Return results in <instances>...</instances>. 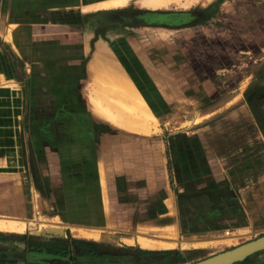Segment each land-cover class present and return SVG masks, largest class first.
Returning a JSON list of instances; mask_svg holds the SVG:
<instances>
[{"label":"crops","instance_id":"1","mask_svg":"<svg viewBox=\"0 0 264 264\" xmlns=\"http://www.w3.org/2000/svg\"><path fill=\"white\" fill-rule=\"evenodd\" d=\"M65 1L0 0V65L19 78L18 88L0 85V215L47 216L89 247L80 258L119 264H188L211 255L210 237L264 229V82L236 101L260 124L245 145L256 152L250 159L232 162L235 152L209 128L150 132L115 123L91 99L106 50L91 64L84 42L41 30L62 23L44 13L74 3ZM103 1L82 0L83 8ZM67 43L71 59L62 57ZM28 59L37 84L27 82ZM118 72L138 90L140 81ZM27 83L38 95L25 98ZM235 264H264V250Z\"/></svg>","mask_w":264,"mask_h":264},{"label":"rangeland","instance_id":"2","mask_svg":"<svg viewBox=\"0 0 264 264\" xmlns=\"http://www.w3.org/2000/svg\"><path fill=\"white\" fill-rule=\"evenodd\" d=\"M51 11L52 17L48 10L44 15L62 23L46 24L41 30L61 35L62 41L84 42L91 64L98 49L104 47L117 71L121 69L133 82L140 81L137 88L144 98L120 72L117 77L122 80L124 92L102 97L98 86L103 87L106 77L116 73L100 67L98 62L91 95L98 112L121 125H146L150 132L159 128L173 132L209 128L223 150L235 152L232 162L237 157L238 161L244 160L247 155L250 159L256 153L246 151L245 145L256 138L260 124L253 119L251 109L238 112L243 104L236 101L243 99L252 85L264 82V0H107L86 8L82 0H74ZM1 17L0 33L7 26ZM5 39L9 40L10 35ZM63 51L62 57L71 59L70 48ZM26 62L27 68L35 64L32 59ZM54 64H48L47 76L53 74ZM34 70L31 67L26 71L30 75L27 82L31 79L37 84L38 72ZM0 77V85L18 88L17 75L1 65ZM37 91V86L28 84L24 96H36ZM126 112L132 119L124 116ZM0 216V220H25ZM25 221L39 223L41 231L0 230V256L7 251L9 259H20L17 264H119L110 259L97 262L80 258L90 251L89 247L75 240L70 228L65 227L64 233L49 231V226L59 225L47 216L36 215ZM263 234L264 229L236 237L224 234L217 239L210 237L214 240L206 244L215 245L210 250L214 255ZM197 256L191 254L189 260Z\"/></svg>","mask_w":264,"mask_h":264},{"label":"bare ground","instance_id":"3","mask_svg":"<svg viewBox=\"0 0 264 264\" xmlns=\"http://www.w3.org/2000/svg\"><path fill=\"white\" fill-rule=\"evenodd\" d=\"M100 48L102 50L105 49V48H102V47H100ZM102 58H104V57L102 56ZM108 59L109 58L105 57L104 58V61H101V63H99L100 64V67H102V68L105 67V69H106V67H108L109 68V69L107 68L108 70H110V71L112 70L113 73H116V74H114L113 76L106 77V81L105 80L103 81V84H104L103 87H101L102 85L101 86L100 85L98 86L99 89H100V91L102 90L101 91L102 92L101 93L102 97H104V96L105 97L106 96L108 97V96H111V95L113 96L114 93H115V95H118V94L122 93V91L124 92V88H123V85H122V80L120 79V77H117L120 74L117 71L116 67L113 66L114 64L111 63L112 61L110 62ZM108 87L114 88V91L107 90ZM138 101H139V99H138ZM134 106H132V107H134ZM139 107H142V106L139 105ZM121 108H123V106H121ZM122 113H123V111H122ZM149 115H151V114H149ZM129 126L132 127V128H141L144 131H149V129H147V126L146 125H143V124H142V126H140V125H137L135 123L134 124L131 123V124H129ZM25 220L24 221L10 220V219L9 220H0V230L1 231H10V232L24 233L28 228H30L32 230H35L37 233H38V231L39 232L41 231L40 230L41 227H40V224L39 223H36V222H30L29 223V222H26ZM48 230L49 231L52 230V231L57 232V233H64V227H61V226H49L48 227ZM134 240H135V238H134ZM145 246H146V244H145ZM147 246H150V245H147ZM151 246L154 247L153 245H151Z\"/></svg>","mask_w":264,"mask_h":264},{"label":"water","instance_id":"4","mask_svg":"<svg viewBox=\"0 0 264 264\" xmlns=\"http://www.w3.org/2000/svg\"><path fill=\"white\" fill-rule=\"evenodd\" d=\"M264 250V234L241 245L188 264H235Z\"/></svg>","mask_w":264,"mask_h":264},{"label":"trees","instance_id":"5","mask_svg":"<svg viewBox=\"0 0 264 264\" xmlns=\"http://www.w3.org/2000/svg\"><path fill=\"white\" fill-rule=\"evenodd\" d=\"M3 254H4L3 256H0V264H17V262L20 260L19 258H16V259L10 258L9 259V257L7 256V254H8L7 251H4Z\"/></svg>","mask_w":264,"mask_h":264}]
</instances>
